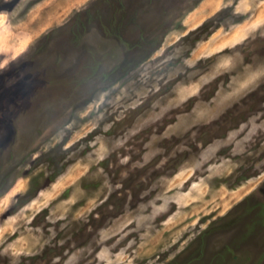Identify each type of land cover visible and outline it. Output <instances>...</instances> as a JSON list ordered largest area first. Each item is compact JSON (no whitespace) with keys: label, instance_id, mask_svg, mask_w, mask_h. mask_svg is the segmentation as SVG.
<instances>
[{"label":"rangeland","instance_id":"rangeland-1","mask_svg":"<svg viewBox=\"0 0 264 264\" xmlns=\"http://www.w3.org/2000/svg\"><path fill=\"white\" fill-rule=\"evenodd\" d=\"M0 18V264H264V0Z\"/></svg>","mask_w":264,"mask_h":264},{"label":"flooded vegetation","instance_id":"flooded-vegetation-1","mask_svg":"<svg viewBox=\"0 0 264 264\" xmlns=\"http://www.w3.org/2000/svg\"><path fill=\"white\" fill-rule=\"evenodd\" d=\"M111 19H114L115 17L113 16H110ZM111 19L109 20H105V22H103L104 24H106L109 28H110V21ZM258 191H259V198L262 199L264 201V181L262 182L261 186L258 187ZM260 206H264V202L261 203Z\"/></svg>","mask_w":264,"mask_h":264},{"label":"snow or ice","instance_id":"snow-or-ice-1","mask_svg":"<svg viewBox=\"0 0 264 264\" xmlns=\"http://www.w3.org/2000/svg\"><path fill=\"white\" fill-rule=\"evenodd\" d=\"M2 23H3V20L2 18H0V25H2ZM0 51H2V49H0Z\"/></svg>","mask_w":264,"mask_h":264},{"label":"bare ground","instance_id":"bare-ground-1","mask_svg":"<svg viewBox=\"0 0 264 264\" xmlns=\"http://www.w3.org/2000/svg\"><path fill=\"white\" fill-rule=\"evenodd\" d=\"M241 110H244V108L242 107V109Z\"/></svg>","mask_w":264,"mask_h":264}]
</instances>
